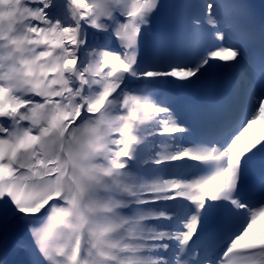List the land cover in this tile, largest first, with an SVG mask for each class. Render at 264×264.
Masks as SVG:
<instances>
[{"label":"snow or ice","instance_id":"6c2138e0","mask_svg":"<svg viewBox=\"0 0 264 264\" xmlns=\"http://www.w3.org/2000/svg\"><path fill=\"white\" fill-rule=\"evenodd\" d=\"M262 221L264 0H0V264H264Z\"/></svg>","mask_w":264,"mask_h":264},{"label":"bare ground","instance_id":"6f19581e","mask_svg":"<svg viewBox=\"0 0 264 264\" xmlns=\"http://www.w3.org/2000/svg\"><path fill=\"white\" fill-rule=\"evenodd\" d=\"M262 223H264V221H262ZM259 226V225H258Z\"/></svg>","mask_w":264,"mask_h":264}]
</instances>
